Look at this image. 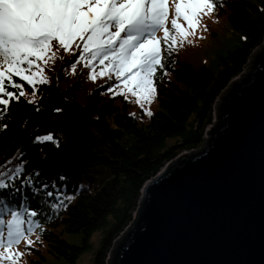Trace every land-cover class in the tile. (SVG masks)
Returning <instances> with one entry per match:
<instances>
[{
	"label": "trees",
	"instance_id": "obj_1",
	"mask_svg": "<svg viewBox=\"0 0 264 264\" xmlns=\"http://www.w3.org/2000/svg\"><path fill=\"white\" fill-rule=\"evenodd\" d=\"M215 3L213 13L236 33L234 47L218 56L215 67L165 52L155 98L145 103L150 116L122 85L128 99L107 91L114 78L90 80L83 62L73 71L80 51L75 46L71 52L55 51L45 68L48 82L37 84L34 96L33 87L13 78L32 96L12 100L0 119V163L22 152L25 175L39 173L40 183H55L56 190L73 196L66 207L53 211L42 193L34 197L27 186L23 196L0 191L17 210L26 199L28 209L38 212L32 218L36 245L23 246L27 264H75L98 230L102 236L93 264H105L112 241L133 219L145 182L178 153L202 144L217 97L264 39V0ZM49 134L55 142L37 141Z\"/></svg>",
	"mask_w": 264,
	"mask_h": 264
},
{
	"label": "snow or ice",
	"instance_id": "obj_2",
	"mask_svg": "<svg viewBox=\"0 0 264 264\" xmlns=\"http://www.w3.org/2000/svg\"><path fill=\"white\" fill-rule=\"evenodd\" d=\"M172 6L174 17L168 28L169 0H0V119L12 100L25 95L23 85L14 77L32 86L33 96L37 84L48 82L44 66L55 59L54 48L71 52L75 46L80 51L71 65L73 71L83 62L90 69V80L95 81L97 75L114 78L109 93L128 99L126 89L138 105L151 103L156 95L157 70L165 67L164 53L194 34L202 16L214 12L217 4L215 0H172ZM180 19L187 28L178 23ZM158 31H163L162 38L156 36ZM145 114L152 115L147 110ZM37 141L55 142L50 134ZM22 156L20 152L0 163V191L11 190L10 197L23 196L27 186L34 197L42 193L53 211L66 207L65 201L71 202L73 196L56 190L55 183H40L39 173L25 175ZM0 205V264H17L22 254L9 250L21 240L27 242L26 233L32 231V218L38 212L28 209L26 199L19 202V210L3 196ZM6 215L10 218L5 219ZM26 223L27 229L23 227Z\"/></svg>",
	"mask_w": 264,
	"mask_h": 264
},
{
	"label": "water",
	"instance_id": "obj_3",
	"mask_svg": "<svg viewBox=\"0 0 264 264\" xmlns=\"http://www.w3.org/2000/svg\"><path fill=\"white\" fill-rule=\"evenodd\" d=\"M212 121L205 147L145 182L106 264H264V41Z\"/></svg>",
	"mask_w": 264,
	"mask_h": 264
},
{
	"label": "rangeland",
	"instance_id": "obj_4",
	"mask_svg": "<svg viewBox=\"0 0 264 264\" xmlns=\"http://www.w3.org/2000/svg\"><path fill=\"white\" fill-rule=\"evenodd\" d=\"M169 4H170L169 18H168V21L166 22V27L168 26V28H171V19L174 17V7L172 6V0H169ZM178 23L182 24L185 28H187V24L183 19H180ZM188 31L190 32L191 30L189 29ZM176 35H177V38L179 39L178 34ZM157 37L162 38L163 31H160L157 34ZM236 40H237L236 33H234L231 29L227 28L224 22H222V18L218 16L216 17V15L212 12L208 15L202 16V18L200 19L199 27L195 30V33L188 35L187 38L183 41V43L178 44L175 50L173 51L178 57H180L181 59H185L192 64L205 63L209 67H215L218 56L220 54L225 53L227 48L234 47ZM262 43L252 51L248 61H254ZM53 51L57 52L55 48L53 49ZM61 51L62 49L58 50V53L61 54ZM248 61L245 67L243 68V70L231 80L247 72ZM46 66L47 65L44 66L43 74L47 78V74L45 72ZM231 80L226 87L231 86ZM18 83L22 84L21 82H18ZM23 90L25 92V96H27L28 98L32 96V95H29L30 92H27L26 89H23ZM216 102H217V99H216ZM216 102L214 104V111L216 107ZM147 106H148L147 104H144L143 106L144 110H148L146 108ZM151 106H153V104ZM151 106H149V108ZM214 111H213L212 116L214 115ZM210 128H211V124L209 127L207 126L206 133L204 134V137H205L204 141L198 148L187 150V151L186 150L181 151L180 153H178V155L174 159H172V161H169L168 163L172 164L176 158L179 159L178 156H181L183 154L189 155L205 147L207 140L210 137V133H207L210 131ZM168 163H166L165 165H167ZM25 225H27V223ZM25 225H23V227L27 229ZM130 225L131 223H129L124 228V230L112 241V243H117L118 237L127 233L130 228ZM26 236H27V242L25 240H21L18 245H14L13 248L9 250L10 252H20L22 254L21 258L17 261V264H27V257H26L27 252H25V247L23 248V246L24 245H36L34 231H31L30 233H26ZM101 236H102V233L99 230L95 231L92 234L90 238V243H91L90 249L82 253L76 260L75 264H93L94 253H95L96 248L99 245V240ZM0 251H3V249H0ZM107 257H108V254H107ZM107 257L105 259V264H106ZM5 264H11V262L10 261L5 262Z\"/></svg>",
	"mask_w": 264,
	"mask_h": 264
}]
</instances>
